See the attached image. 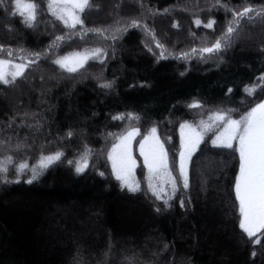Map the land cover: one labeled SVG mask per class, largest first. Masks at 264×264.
<instances>
[{"label":"trees","instance_id":"16d2710c","mask_svg":"<svg viewBox=\"0 0 264 264\" xmlns=\"http://www.w3.org/2000/svg\"><path fill=\"white\" fill-rule=\"evenodd\" d=\"M107 1L93 0L96 9L84 15L87 27L107 28L108 38L89 33L81 40L77 30L48 14L44 0H37L41 14L33 29L11 15L14 0H0V45L14 55L20 49L21 55L40 53L24 78L0 85V163L9 168L7 183L0 174V264H264V234L256 245V237L249 240L239 227L238 152L213 147L214 130L192 156L188 189L178 171L183 123L196 125L220 110L240 119L264 96V89L255 96L242 90L260 84L256 78L264 74L261 20L244 24L219 58L202 61L199 51L192 53L222 34L231 17L221 6L259 10L264 0H115L124 4L115 13L101 8ZM132 19L154 32L164 58L143 27L115 32ZM212 19L214 29L203 27ZM56 35L73 38L53 49ZM95 47L105 49L107 58L90 60L77 73L52 62ZM184 53L188 59L180 58ZM106 82L112 87L101 88ZM196 102L202 107H189ZM120 114L125 119H113ZM133 127L140 130L137 141L157 129L178 178L174 194L170 189L162 199L152 195L136 147L141 191L131 193L115 178L109 154ZM85 147L91 149L89 167L78 175L67 161H76ZM58 151L61 160L37 180L26 183L28 171L13 182L19 164L40 170L41 160Z\"/></svg>","mask_w":264,"mask_h":264},{"label":"snow or ice","instance_id":"6c2138e0","mask_svg":"<svg viewBox=\"0 0 264 264\" xmlns=\"http://www.w3.org/2000/svg\"><path fill=\"white\" fill-rule=\"evenodd\" d=\"M48 14L55 21L60 22L64 28L69 30H77L74 35L79 36L81 40L92 33L103 39L108 37L105 33L107 28H89L85 25L87 17L84 15L86 11L96 9L93 0H44ZM246 0H242V3ZM219 3V0H218ZM15 11L12 16L19 18L22 25L29 29H33L38 24V16L41 14L40 4L37 0H14ZM222 10L230 14L231 19L228 21L222 34L214 40L211 46L201 47L199 50L192 49V53L197 51L201 53L198 57L200 60L219 58L223 53L232 46V44L240 38L242 26L246 23H252L256 20L264 22V8L259 10L253 6H246L239 11L221 6ZM197 27H201L202 21L195 20ZM216 21L209 20L203 23V27L214 29ZM174 27H179L174 24ZM144 32L155 41L157 48L162 49L160 56L164 58V48L158 40H155V34L146 25L141 24L139 20L132 19L122 27L115 29V32L121 35L126 34L130 28H141ZM73 36L56 35L51 48H58ZM113 39L119 37L115 34ZM147 46V45H146ZM151 51V48H149ZM24 50H18L14 55L13 49L5 48L0 45V85L10 86L15 84L18 79L25 77V73L29 66L37 63L40 59V53H28L21 55ZM107 51L101 47H95L90 50L86 49L80 52H73L66 56H61L52 62L59 66L63 71L70 74L77 73L85 67L90 60H97L100 63L107 58ZM189 53H184L181 59H188ZM35 57V59H32ZM17 60L21 62H16ZM260 81L258 85L242 86L243 92L248 96H255L258 91L264 89V74L256 78ZM101 88L109 89L112 87L111 82L101 83ZM229 88L228 92L231 93ZM191 108L202 107L198 102L189 105ZM132 119H139L138 116H132ZM115 120L125 119L123 114L113 116ZM216 130L215 138L212 140V146L218 148L234 149L239 154V175L234 184L236 199L239 201L240 224L239 227L246 234L249 240H253L256 245L261 244V238L258 234H264V96L260 97L254 103L246 114L240 119H232L230 115L225 114L224 110L215 112L209 117L207 122L201 120L198 125L189 123L180 126L181 150L179 152L178 171L179 178L182 180L184 189L190 187L189 183V167L192 156L196 153L207 132ZM68 137L72 136V132L66 133ZM140 135L139 128L133 127L130 131L121 134L117 139L118 143L114 144L109 154L112 161V169L115 178L121 181L122 188L127 189L131 193L141 191L140 184L134 180L133 173L136 168V160L132 155V143L137 136ZM234 144L236 147L234 148ZM140 155L144 158V165L148 170V188L152 195L157 199H162L161 193L168 194L165 185H171L172 193L178 191L177 177L172 174V167L169 164L168 152L164 148V143L157 135V129L153 127L150 132L142 137L139 144ZM63 152H56L48 155L41 160L40 170L37 168H29L27 163H21L15 169L17 179L13 182H19V175L30 171L31 176L26 183L31 184L37 180L42 171L47 170L55 162L63 157ZM91 149L85 147L84 152L76 161L69 160L68 164L73 165L76 174L81 175L87 171L89 167V159ZM11 160V158H9ZM175 163V162H173ZM9 168L0 163V174L3 175V182L7 183V174ZM102 176L103 173L101 172ZM158 181L159 184L154 183ZM171 198V196L169 197ZM164 204L168 205V200H164ZM170 206V205H168ZM183 207V201L180 202ZM159 211V209H157ZM255 255V253H253Z\"/></svg>","mask_w":264,"mask_h":264},{"label":"rangeland","instance_id":"374dc122","mask_svg":"<svg viewBox=\"0 0 264 264\" xmlns=\"http://www.w3.org/2000/svg\"><path fill=\"white\" fill-rule=\"evenodd\" d=\"M108 2V1H107ZM109 4H105V3H103V5H102V9H105V10H109V12L113 9V11H114V13L115 12H120V10L122 9V7L124 6V4H122V3H120L119 1H115V0H109V2H108ZM8 28L7 27H5V30H7ZM16 62H21V61H16ZM49 79V78H48ZM45 82V81H44ZM43 83V82H42ZM42 85V84H41ZM44 90H45V88H44ZM40 94V102L42 101V97H43V95L41 94V92L39 93ZM16 96H18L20 99H21V93L20 92H17V95ZM24 96V95H23ZM24 99H26V97H23V100ZM209 119H204L203 121H205V122H207ZM201 121V120H200ZM199 121V122H200ZM199 122L196 124V125H198L199 124ZM183 124H185V123H183ZM195 126V125H194ZM214 131V130H213ZM213 131H209V132H207L206 133V135L207 134H209V133H212ZM217 134V133H216ZM215 134V135H216ZM157 135H158V133H157ZM205 135V136H206ZM215 135H214V137L212 138V140L215 138ZM205 138V137H204ZM138 140V137H136L135 138V140L133 141V143H132V155H133V157H134V159L136 160V156H135V147L137 148V151H138V154H139V156H140V158L142 159V162H143V164H144V158H143V156H141L140 155V148H139V144H140V142H141V140L140 141H137ZM212 140H211V142H212ZM117 143H118V141H117ZM212 144V143H211ZM235 145V144H234ZM165 148V147H164ZM180 150H181V146H180ZM111 153V152H110ZM111 161V160H110ZM136 164H137V166H138V161L136 160ZM111 165H112V161H111ZM137 166H136V168L134 169V173H133V179L134 180H136L137 181V176H136V170H137ZM146 170H147V168H146ZM213 170V167L211 166H208L207 167V172L208 173H210V175L212 174L211 173V171ZM212 179L211 180H214L215 179V177H211ZM147 179H148V170H147ZM121 182V181H120ZM154 183H157V184H159V182L158 181H154ZM122 184V183H121ZM165 187V189H166V192H168L170 189H171V185L169 184V185H165L164 186ZM161 195L163 196V195H166V194H164V193H161ZM123 264V263H122Z\"/></svg>","mask_w":264,"mask_h":264}]
</instances>
